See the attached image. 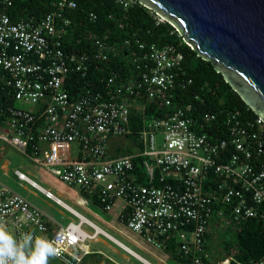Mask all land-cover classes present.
I'll return each instance as SVG.
<instances>
[{
	"label": "built area",
	"instance_id": "2783aa9c",
	"mask_svg": "<svg viewBox=\"0 0 264 264\" xmlns=\"http://www.w3.org/2000/svg\"><path fill=\"white\" fill-rule=\"evenodd\" d=\"M0 1L4 9L11 6L10 0ZM116 2L123 9L135 3ZM53 6L38 21H13L0 11V141L67 186L94 196L104 211L118 208V221L147 243L163 249L173 241L190 264H206V236L214 227L237 229L249 220L264 225L263 121L239 110L198 113L175 101L192 80L184 77L183 56L172 45L131 46L125 40L131 73L88 79L96 62L107 72L116 47L91 35L92 54L66 51L64 11L76 4L56 0ZM75 75L85 85L75 86ZM149 105L163 115L155 110L147 115ZM14 176L54 198L22 172ZM45 219L0 185V221L17 236L46 235ZM93 236L79 224L60 227L48 238L59 249L54 259L79 264L81 243ZM248 264H264V257Z\"/></svg>",
	"mask_w": 264,
	"mask_h": 264
},
{
	"label": "trees",
	"instance_id": "16d2710c",
	"mask_svg": "<svg viewBox=\"0 0 264 264\" xmlns=\"http://www.w3.org/2000/svg\"><path fill=\"white\" fill-rule=\"evenodd\" d=\"M11 6L4 9L0 1V11L10 16L13 21L23 19L40 20L44 15L52 12L56 0H10ZM76 8L65 10L64 15L69 20V25L64 29L63 45L66 51L77 53H93V45L90 36L94 35L105 39L108 44L115 45L116 49L109 56L106 67L107 72L99 69L104 67L102 63H94L90 68L88 79L108 77L110 72L120 75L122 78L131 73V67L126 62V56L131 48L123 45L125 40L135 46L134 42L144 45L155 44L157 46L172 45L183 56L182 73L184 77L192 80V84L175 96L181 104H191L198 109V113L212 112L218 109L239 110L249 118L256 116L244 105L239 97L223 81L222 76L216 73L212 65L201 59L196 52L187 46L170 24L163 21L158 23L155 15L138 3L123 9L116 0H72ZM89 14L96 15L94 22L89 21ZM85 79L75 75L72 81L75 86L85 85ZM73 88V87H72ZM156 111L157 116L163 115V111L149 105L147 115ZM150 112V113H149ZM133 132L138 127H133ZM133 136V135H132ZM129 150H123L126 153ZM228 237V239H226ZM219 250L223 255L230 257L229 264H248L249 261H258L264 257V225L256 220L243 222L237 229L225 228L221 236ZM207 243L204 247L209 254L211 247V234L206 236ZM217 245V246H218ZM164 253L170 255L180 264H190V260L182 256L176 249L173 241L164 247ZM219 251V252H220ZM221 256V255H220ZM209 258L206 264H212Z\"/></svg>",
	"mask_w": 264,
	"mask_h": 264
},
{
	"label": "water",
	"instance_id": "95a60500",
	"mask_svg": "<svg viewBox=\"0 0 264 264\" xmlns=\"http://www.w3.org/2000/svg\"><path fill=\"white\" fill-rule=\"evenodd\" d=\"M174 28L264 123V0H133Z\"/></svg>",
	"mask_w": 264,
	"mask_h": 264
},
{
	"label": "rangeland",
	"instance_id": "374dc122",
	"mask_svg": "<svg viewBox=\"0 0 264 264\" xmlns=\"http://www.w3.org/2000/svg\"><path fill=\"white\" fill-rule=\"evenodd\" d=\"M157 140L161 137L156 135ZM73 155L77 151L75 145L71 146ZM1 164H5L6 168L1 170L0 168V185L7 187L13 193H16L23 198H25L32 206L39 209L41 212L45 213L50 218L57 221L59 224L66 225V223L73 222L77 223L76 217L72 216L70 213L65 211L62 207L56 206L52 201L46 200L38 190H35L24 182L18 181L14 176V171L18 170L25 174L26 177L36 182L43 189L51 192L56 198L61 200L64 204L69 206L71 209L79 213L80 215L86 217L90 221L101 226L108 234L113 236L120 243L134 251L136 254L140 255L146 259L151 264H180L175 260H169L164 257L161 249L147 243L141 236L136 233L131 232L125 226H121L117 222L113 221L108 215H105L99 208L90 205L89 206H78L75 201L81 196L73 188L68 187L66 184L61 182L57 177L49 173L45 168L41 166L34 165L31 160H29L24 155L17 152L14 148L4 144L0 141V167ZM98 214V215H97ZM98 218H97V217ZM110 223V225H101L102 220ZM82 229L87 233H92V230L86 225L82 226ZM211 241L209 245L211 250L207 255L206 259L209 258L210 261L215 259V262L222 261L226 256H222L223 252L219 250L218 243L220 242L221 236L224 233L225 228L212 229ZM228 239V237H226ZM107 241V240H106ZM107 245L97 243L93 245V251H100L104 256L110 258L114 262L119 264H133V258L128 254L124 253L121 248H116L109 241ZM218 245V246H217ZM112 249H116V252ZM220 251V252H219ZM125 255L128 258V262L122 257ZM128 255V256H127ZM138 263V262H137ZM135 263V264H137ZM213 263V262H212Z\"/></svg>",
	"mask_w": 264,
	"mask_h": 264
},
{
	"label": "crops",
	"instance_id": "0c3cea01",
	"mask_svg": "<svg viewBox=\"0 0 264 264\" xmlns=\"http://www.w3.org/2000/svg\"><path fill=\"white\" fill-rule=\"evenodd\" d=\"M71 151H72V148H71ZM76 153H77V151H75V155H73V156H76ZM72 154H73V151H72ZM0 168H1V170H4L6 168L5 164H1V167ZM36 185L40 189L45 190L41 186H39L37 183H36ZM33 189H35V188H33ZM35 190H37V189H35ZM75 190L81 196L79 199H77L75 201V203L78 206H86L87 207V206H89V204L90 205H93V206L99 208L105 215H108L113 221L117 222L121 226H124L117 219V210H118V208H114L111 212H106V211L103 210V208L101 207V205L98 203V201L95 199L94 196H88V195L82 194L77 189H75ZM46 191H48V190H46ZM37 192H40V191L38 190ZM40 193H41V195H43L42 192H40ZM43 197H44V195H43ZM53 197H54L53 199H47L45 197L44 198L46 200L52 201L56 206L62 207L65 211H67L68 213H70L72 216L76 217L77 220H78L77 223H73V222H69V223L79 224L80 225V229L85 234L94 235L93 238L87 239L83 243H81V248L78 251V256L80 257L79 264H119L117 262H114L110 258H107L106 256H104L100 251H97V250L96 251H93L92 250V248H94L93 245L97 244L98 242L101 243V244H103V245H107L108 244L107 241H109L110 244H112L116 248H119L120 247L121 250L124 251V253L128 254L129 256H131L133 258V261H134L133 264H135L137 262H138L137 264H151L146 259H144L140 255L136 254L134 251H132L131 249H129L128 247H126L125 245H123L122 243H120L118 240H116L113 236H111L110 234H108L101 226H99L98 224L90 221L86 217L80 215L79 213H77L76 211H74L73 209H71L69 206H67L66 204H64L61 200H59L58 198H56L54 195H53ZM56 200H58L59 203H57ZM43 214L46 216L45 222H46V226H47V234L46 235H43L44 237L50 238L51 235L55 231H57L60 227H65L66 225L69 224V223H66V225L59 224L57 221H55L54 219L50 218L45 213H43ZM100 224L101 225H104V226L105 225H110V223L107 222V221H105L104 219L102 220V223H100ZM83 225H86L88 228H90L92 230V233L85 232L82 229V226ZM164 249L165 248L161 249V252L164 255V257L166 259H169V260H174L170 255L164 253ZM113 250L114 249H112V251ZM114 252H116V249L114 250ZM222 256H224V255H221L219 258H221ZM122 257L125 259V262H128V258L125 255H122ZM212 262L214 263L215 262V259H213ZM50 264H58V263L53 258V259L50 260Z\"/></svg>",
	"mask_w": 264,
	"mask_h": 264
},
{
	"label": "clouds",
	"instance_id": "9594fccd",
	"mask_svg": "<svg viewBox=\"0 0 264 264\" xmlns=\"http://www.w3.org/2000/svg\"><path fill=\"white\" fill-rule=\"evenodd\" d=\"M58 255L54 241L33 232L17 236L0 221V264H50Z\"/></svg>",
	"mask_w": 264,
	"mask_h": 264
}]
</instances>
